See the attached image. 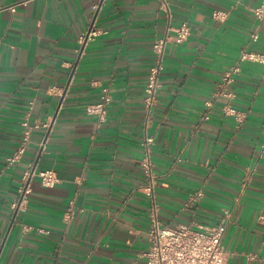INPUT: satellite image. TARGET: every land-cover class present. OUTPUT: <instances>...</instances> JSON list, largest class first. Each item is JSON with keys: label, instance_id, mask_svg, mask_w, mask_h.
I'll use <instances>...</instances> for the list:
<instances>
[{"label": "crops", "instance_id": "1", "mask_svg": "<svg viewBox=\"0 0 264 264\" xmlns=\"http://www.w3.org/2000/svg\"><path fill=\"white\" fill-rule=\"evenodd\" d=\"M165 1L169 13L161 0H0V264H143L145 134L160 221L225 220V264H264V63L238 59L264 55V21L251 11L264 0ZM181 23L189 34L176 42ZM164 35L146 120L152 44ZM103 87L111 101L98 123L85 105ZM23 123L32 126L24 153L9 160ZM31 169H52L57 181L33 175L19 200Z\"/></svg>", "mask_w": 264, "mask_h": 264}, {"label": "built area", "instance_id": "2", "mask_svg": "<svg viewBox=\"0 0 264 264\" xmlns=\"http://www.w3.org/2000/svg\"><path fill=\"white\" fill-rule=\"evenodd\" d=\"M161 8L166 13H169L168 4L165 0H161ZM11 11L14 7L10 8ZM253 16L258 21H264V1L255 6L252 10ZM227 15L223 11H213L212 16L215 19H223ZM175 41L181 42L189 34V26L186 23H181L173 29ZM252 40L258 38L257 34H251ZM168 36L157 39L152 44L154 61L149 67L147 80L144 87V109L146 120L150 117L152 108L156 101V92L159 88V76L161 72L162 59L164 48ZM239 62L241 61H256L264 63V55L254 51H241L239 54ZM239 63L231 66L225 73L222 82L229 84L233 80V75L238 73ZM230 95V93H228ZM111 101V95L107 87L102 88V94L98 101L85 105L87 114L94 115L98 123H103L106 120L108 106ZM224 112L228 115H233L239 119V114L236 109L229 104L224 105ZM207 117V116H205ZM23 141L17 148L16 153L9 160L15 159L19 154H23L25 150L26 140L30 134L31 127L27 123H23ZM34 126H36L34 124ZM47 127L48 123L43 124ZM153 144V139L149 135H144L140 141V146L144 152L141 166L146 175V185L144 187L146 194L151 199L150 225L148 228V238L146 250L141 254L145 257L143 264H225L226 251L221 243V238L225 230V220H221L217 225L211 227H203L194 223L178 224L169 226L163 224L158 217V208L155 202V186L156 175L152 170V162L150 160V146ZM36 175L40 178L41 183L46 186H52L56 183L57 178L52 169L35 171L34 169L27 170L22 178V183L18 188L19 200H23L25 195L30 192L29 177ZM201 192H197L196 197H200ZM19 201L12 204L15 208L19 205ZM72 211L66 212L64 219H70Z\"/></svg>", "mask_w": 264, "mask_h": 264}]
</instances>
